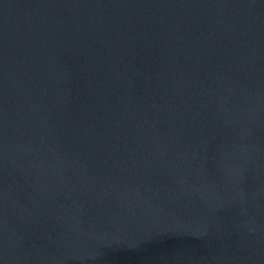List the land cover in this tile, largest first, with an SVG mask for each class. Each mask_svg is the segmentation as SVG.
<instances>
[{"label":"water","instance_id":"obj_1","mask_svg":"<svg viewBox=\"0 0 264 264\" xmlns=\"http://www.w3.org/2000/svg\"><path fill=\"white\" fill-rule=\"evenodd\" d=\"M0 264H264V0H0Z\"/></svg>","mask_w":264,"mask_h":264}]
</instances>
